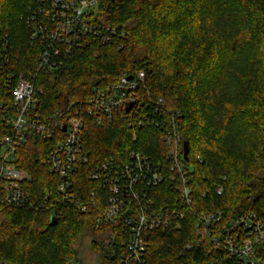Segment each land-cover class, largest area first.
<instances>
[{"label": "trees", "instance_id": "obj_1", "mask_svg": "<svg viewBox=\"0 0 264 264\" xmlns=\"http://www.w3.org/2000/svg\"><path fill=\"white\" fill-rule=\"evenodd\" d=\"M31 0H0V28L10 35L11 64L18 74L35 71L39 47L32 45L22 15ZM95 22L116 25L123 39L103 46L91 40L64 58L60 69L42 72L38 111L48 115L88 100L95 87L123 73L145 72V86L177 114L176 130L189 143L194 204L232 217L264 212V0H99ZM11 104L0 70V104ZM9 130L0 113V140ZM137 136L134 141L133 136ZM17 150L19 168L31 177L33 208L0 204V261L21 264H122L128 235L121 223L100 224L104 200L83 212L67 206L51 224L49 205L60 196L61 177L43 164L52 142L30 130ZM88 164L76 178L87 195L104 193L88 176L99 161H125L132 151L162 162V130L128 126L124 117L98 124L85 115ZM222 185L223 191L218 193ZM193 216L182 228L150 233L146 264H194L182 248L195 240ZM116 237L112 238L111 233ZM110 239L107 244L105 241ZM94 255L90 263L86 253Z\"/></svg>", "mask_w": 264, "mask_h": 264}, {"label": "built area", "instance_id": "obj_2", "mask_svg": "<svg viewBox=\"0 0 264 264\" xmlns=\"http://www.w3.org/2000/svg\"><path fill=\"white\" fill-rule=\"evenodd\" d=\"M99 0H31L22 17L32 45L39 47L37 68L26 75L9 70L10 35L0 28V70L11 104H0V113L8 133L0 140V204L12 208H33L30 177L17 165V150L32 130L41 140L52 142L43 159L51 173L62 180L60 196L49 205L57 219L67 206L83 212L100 201L106 207L100 224L121 223L128 235L122 264H146L150 233L159 229L182 228L187 213L193 216L195 240L185 245L180 255L194 264H264V212H244L227 217L215 207L199 210L195 206L189 158L184 157V140L176 130L177 114L166 107L162 96L146 88L145 72L123 73L105 87H95L86 101H77L43 115L38 111L43 94L42 72L61 68L64 58L84 43L94 40L98 46L123 39L124 30L116 25L95 22ZM132 76V79L129 77ZM131 108L127 107L131 104ZM85 115L98 124L124 117L129 127H154L162 130L166 149L164 160L154 163L140 152L132 151L125 161L113 157L99 161L88 178L104 193L87 195L76 189V178L88 164L83 138ZM137 136H133L135 141ZM221 194L223 186L218 187ZM115 238L116 233L112 232ZM107 239L105 243H109ZM0 264H21L1 260Z\"/></svg>", "mask_w": 264, "mask_h": 264}, {"label": "water", "instance_id": "obj_3", "mask_svg": "<svg viewBox=\"0 0 264 264\" xmlns=\"http://www.w3.org/2000/svg\"><path fill=\"white\" fill-rule=\"evenodd\" d=\"M129 79H132V76L129 77ZM133 103H131L128 107H127V110H129L131 108ZM188 154H189V143L187 141H184V157L186 159H188ZM191 172L193 173L194 172V169L193 167H191ZM51 224H56L57 223V218L55 216V212H52V215H51V221H50Z\"/></svg>", "mask_w": 264, "mask_h": 264}, {"label": "rangeland", "instance_id": "obj_4", "mask_svg": "<svg viewBox=\"0 0 264 264\" xmlns=\"http://www.w3.org/2000/svg\"><path fill=\"white\" fill-rule=\"evenodd\" d=\"M21 169V168H20ZM23 170V169H22ZM23 171H25V170H23ZM26 172V171H25ZM27 173V172H26ZM28 174V173H27ZM28 176L30 177V183L32 182V177L28 174ZM87 254V256H88V258H89V255H90V259H88L89 261H90V263H91V261L93 262L94 261V255L90 252V251H88V253H86ZM87 264V263H86Z\"/></svg>", "mask_w": 264, "mask_h": 264}]
</instances>
